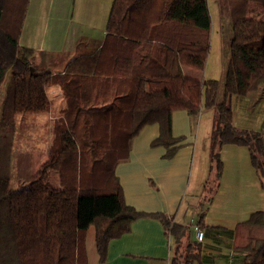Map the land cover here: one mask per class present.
Wrapping results in <instances>:
<instances>
[{
	"label": "trees",
	"instance_id": "trees-1",
	"mask_svg": "<svg viewBox=\"0 0 264 264\" xmlns=\"http://www.w3.org/2000/svg\"><path fill=\"white\" fill-rule=\"evenodd\" d=\"M252 1L264 8V0H228L233 36L218 100L221 80L183 71L206 66L208 0H114L103 41L81 40L75 52L60 56L20 43L30 0H0V87L11 71L0 114V264H89L91 227L104 261L110 241L144 217L158 219L174 237L171 264H194L200 245L188 238L190 227L128 204L115 167L152 123L160 127L152 146H164L171 158L184 139L173 133V112L199 115L214 108L199 221L220 184L224 145L248 148L264 187V118L258 129L239 127L232 105L234 95L249 96L251 107L264 99V20L247 15ZM53 84L67 104L54 123L49 157L27 186L12 188L16 116L49 111L47 88ZM52 172L59 173L61 186L51 183ZM239 226L244 264H264V209Z\"/></svg>",
	"mask_w": 264,
	"mask_h": 264
},
{
	"label": "crops",
	"instance_id": "crops-1",
	"mask_svg": "<svg viewBox=\"0 0 264 264\" xmlns=\"http://www.w3.org/2000/svg\"><path fill=\"white\" fill-rule=\"evenodd\" d=\"M110 1L101 0L102 13H97L92 26L97 20H100L98 22L100 26L102 21H105L107 26L114 0L111 6ZM76 6L77 0H74L73 5L72 0H30L19 37L20 43L60 56L75 52L81 40L91 43L102 42L106 28L98 34L95 28L87 32L82 29V31H72ZM183 71L187 76L204 78L202 70L184 66ZM47 92L49 96L52 95L48 112L49 120L52 121H50L52 125L50 137L54 138V123L61 117L67 101L58 84L51 85L50 91ZM61 95L64 97L63 100ZM250 102L249 96H233V120L239 127L258 129L264 118V99L255 107H251ZM55 105L58 107L55 108ZM210 109H203L199 115H192L185 109L173 112V133L184 139L181 147L171 158L165 157L164 146H152V141L160 131L159 124L146 125L133 139L129 158L117 164L115 173L128 204L141 211L167 213L176 223L190 227L188 238L190 236L192 241L200 245V257L194 264H244L245 252L239 248L242 244L243 228L239 223L247 219L251 212L264 209V187L252 165L248 148L234 144L224 145L221 150L224 170L213 198H226L228 206L223 207L219 203L216 207H211L215 204L212 201L210 207L205 209L203 222L199 221L200 197L210 170L209 173L208 170L202 172L200 178L199 171L195 172V180L192 174L195 158L200 163H204L205 154L207 155V146H204L203 150L198 148V144L200 136L204 144L207 143L205 114ZM52 143L53 141L47 148L32 153V157L28 158L30 174H18L19 179L15 189L29 184V179L48 159ZM209 144L210 139L207 144L208 151ZM12 173L11 168V178ZM192 181H201L203 185L201 190L189 193ZM51 183L54 186H61L59 173L52 172ZM189 218L192 220L190 221ZM195 225L204 229V237L201 241L196 237ZM175 249L174 237L166 234L163 224L156 218L144 217L135 220L129 232L110 241L104 261H99L97 249L94 256L89 257L88 254V257L89 264H171Z\"/></svg>",
	"mask_w": 264,
	"mask_h": 264
},
{
	"label": "rangeland",
	"instance_id": "rangeland-1",
	"mask_svg": "<svg viewBox=\"0 0 264 264\" xmlns=\"http://www.w3.org/2000/svg\"><path fill=\"white\" fill-rule=\"evenodd\" d=\"M112 1L113 0L110 1V6L112 5ZM73 2L74 0H72V5ZM208 4L212 17V25L210 29V50L207 57L206 66L202 71L204 73L205 78H215L221 80L222 86L218 94V100H221L223 97V79L225 77L226 68L230 59V43L231 38L233 36L232 20L230 15V9L228 6V0H208ZM102 7L103 3L101 2V0H77V6L75 8V19L73 20L74 23L72 26V31L84 30V32H87L89 29L95 28V31L98 34L102 30H104L106 28L105 21H102L101 26L98 23L100 22V20H97V25L95 24L96 26L91 25L94 24L97 13H102ZM71 11H73L72 6ZM247 15L256 19L264 20V8L262 4L255 1L250 2L247 9ZM10 77L11 71L7 73L6 78L4 79V82L0 87V114ZM47 90L50 91V86L47 88ZM50 96L52 95L50 94ZM61 96H59V98ZM63 99L64 97L62 98V100ZM54 107L56 108L58 106L55 105ZM214 114V108H211L205 114V116H207V119L205 120V125L208 140L207 143L204 144V141L202 140L203 138H201L200 136L198 148L204 150V146H207V155L205 154V158L204 155L202 156V159H205L204 163H200V161L195 158L192 174L194 180L195 172L199 171L200 178V175L202 176V172H206L208 170L209 173L210 170V159L207 144L209 143V139L211 136ZM49 119L50 115L48 111L39 113L18 114L16 116V134L14 139V154L12 166L13 173L10 182L11 187H17L16 184H18L19 179L18 174H30V169H28V158L32 157V153L35 151H40L43 148H47L48 144L53 141V138L50 137L52 136V121ZM201 131H203V129ZM31 178L29 179V181L31 180ZM200 182L201 181H192L189 193L190 191L195 192L196 190H201L203 185ZM206 202L207 201H205L206 209L210 207L211 202L215 203L214 206L212 205L211 207H216V205L219 203L222 204L223 207L228 206V200L223 197L222 199L218 197L215 199L213 198L212 200L207 202V204ZM189 220L191 221L192 219L189 218ZM86 242L89 257L94 256V254L96 253V246L93 227H91L88 231Z\"/></svg>",
	"mask_w": 264,
	"mask_h": 264
},
{
	"label": "built area",
	"instance_id": "built-area-1",
	"mask_svg": "<svg viewBox=\"0 0 264 264\" xmlns=\"http://www.w3.org/2000/svg\"><path fill=\"white\" fill-rule=\"evenodd\" d=\"M195 232L197 239L201 241L204 237V229L199 225H195Z\"/></svg>",
	"mask_w": 264,
	"mask_h": 264
}]
</instances>
